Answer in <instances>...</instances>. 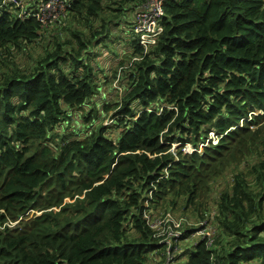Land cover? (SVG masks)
I'll return each mask as SVG.
<instances>
[{
  "label": "trees",
  "instance_id": "obj_1",
  "mask_svg": "<svg viewBox=\"0 0 264 264\" xmlns=\"http://www.w3.org/2000/svg\"><path fill=\"white\" fill-rule=\"evenodd\" d=\"M144 2L66 0L43 26L0 0V264H166L142 212L202 219L210 182L246 157L219 192L212 247L198 237L184 261L186 226L173 264H264V0H166L157 42L131 40L120 93L101 100L116 76L93 52L113 34L107 12Z\"/></svg>",
  "mask_w": 264,
  "mask_h": 264
},
{
  "label": "built area",
  "instance_id": "obj_2",
  "mask_svg": "<svg viewBox=\"0 0 264 264\" xmlns=\"http://www.w3.org/2000/svg\"><path fill=\"white\" fill-rule=\"evenodd\" d=\"M166 0H145L144 3L134 8L132 19L130 20V31L134 35V39L142 46L144 51L153 46L163 30L162 18L164 16V4ZM15 6L23 9L21 16H34L40 21L41 25H46L49 21L63 16L66 9V0H46L39 4L35 10H26L20 0H12ZM189 144H186L187 146ZM193 149V148H192ZM190 152L189 150H185ZM145 222L153 230V236L158 239V242L165 247V263L173 264L172 241H176L183 232L184 223L197 226L190 237L204 239L207 248L212 247L214 227L208 222L207 218H202L198 222H191L183 216H178L171 211L163 213H151L144 210ZM173 230L171 236L168 235L169 227ZM212 264H218L214 261Z\"/></svg>",
  "mask_w": 264,
  "mask_h": 264
},
{
  "label": "rangeland",
  "instance_id": "obj_3",
  "mask_svg": "<svg viewBox=\"0 0 264 264\" xmlns=\"http://www.w3.org/2000/svg\"><path fill=\"white\" fill-rule=\"evenodd\" d=\"M132 11H133L132 9H130L128 11L127 15L124 17V20H119L120 16H122L124 13L118 14V16L113 17L111 10H110V12H107L106 20H109V19L111 20V21H109L108 28L112 29V33H114V34H110L109 36L106 37V39H104V40H107V39L109 40L106 42V45L103 44L105 42L102 41V43L98 44L97 47H95L96 49L93 51V52L99 53L98 59L100 61V64L105 68L104 69V71H105L104 75H106L107 72L110 73L111 71H113V74H116V76H113L108 84L104 83L99 87L97 92H98V97L101 100L105 99L108 101H114V100H116L118 94L120 93V91L116 90V88L113 85L118 84V80H119V77L121 76L122 71L119 73H117V71H120V68H122L124 66V64H123V66H121L122 64L117 63V61L119 59L122 60V59L129 58L130 43H131V40L134 39V35L132 34V32L128 31V27H129L128 26L129 25L128 20L131 17ZM114 21H118V22H117V24L112 25V23ZM119 27H122L123 30H120ZM119 33H121V34L119 35ZM106 34H107V32L105 34H103L100 38L105 37ZM114 35H115V38L113 40H111V38ZM28 51H31V49H28ZM32 52L33 51H31L30 53H32ZM30 53H27V54H30ZM97 88H98V85H97ZM115 90H116V92H115ZM116 94H117V96H116ZM132 105L135 108L141 107V103L139 100H134L132 102ZM111 113H112V111H110L107 116L102 118L103 124H110L111 123V120H110L112 117ZM251 113H254V114L255 113H263V110L258 109L257 111L255 110L254 112H251ZM239 124H242V121H239ZM233 127L234 126H232L231 128H233ZM250 127H251V129H255L256 125H252ZM51 135H53V134H51ZM209 138H211V140L214 142L217 140L214 132H212V131L209 134ZM204 144H207V142H205ZM178 145H179V142H173L171 145V148L175 149ZM183 150L191 151L192 146L190 144L187 146L184 145ZM202 150L203 149H202L201 144H200L198 151L201 152ZM250 161H251L250 157H246V158L241 159L240 161L231 163L225 169L223 174H221L217 178V180L210 182V184L212 185V188L208 189L207 193L202 196L201 200H203V202L206 203V205H205V209L202 210L203 212L201 214L204 216V218L208 219V222H210V224L214 228H216L215 223H214L215 221L212 223V220L214 218V212L216 211L215 205H216V200L218 199V196H219V192L223 188L226 187L225 189H227L229 187V181H230V178L234 172H238V171L242 170L246 174L247 169H248L247 167H249L248 164ZM178 199H182V198H178ZM65 201H69V198H66ZM34 213H38V211L29 210L26 215L22 216V218H19L15 221L9 220L7 223L11 226H13V225L14 226H16V225L21 226V225H23L24 221L27 220ZM180 215L185 217L187 220H192L193 222H198V221L202 220L199 217H194L189 210L184 215L183 214H180ZM183 225H184L183 230L186 226L195 227L193 225L187 224L186 222ZM168 229H169V231H168L167 236L169 237V236H171V232L173 230V227L170 226ZM216 233H217V228H216ZM196 239L197 238H195V237H189L188 240L183 242L182 248L183 247H184V249L187 248V251L185 252V254L183 256L184 261L187 260L190 253L194 250V248H195L194 247V241ZM184 261L182 263H184Z\"/></svg>",
  "mask_w": 264,
  "mask_h": 264
},
{
  "label": "bare ground",
  "instance_id": "obj_4",
  "mask_svg": "<svg viewBox=\"0 0 264 264\" xmlns=\"http://www.w3.org/2000/svg\"><path fill=\"white\" fill-rule=\"evenodd\" d=\"M145 213H144V211L142 212V216L144 217V219H145ZM214 237H215V233H214V235H213V241H212V244H213V242H214Z\"/></svg>",
  "mask_w": 264,
  "mask_h": 264
},
{
  "label": "crops",
  "instance_id": "obj_5",
  "mask_svg": "<svg viewBox=\"0 0 264 264\" xmlns=\"http://www.w3.org/2000/svg\"><path fill=\"white\" fill-rule=\"evenodd\" d=\"M130 20H131V19H130ZM130 20L128 21V24H129V25H128V26H129V27H128V28H129V31H130ZM113 34H114V33H113Z\"/></svg>",
  "mask_w": 264,
  "mask_h": 264
},
{
  "label": "water",
  "instance_id": "obj_6",
  "mask_svg": "<svg viewBox=\"0 0 264 264\" xmlns=\"http://www.w3.org/2000/svg\"><path fill=\"white\" fill-rule=\"evenodd\" d=\"M234 128V127H233Z\"/></svg>",
  "mask_w": 264,
  "mask_h": 264
}]
</instances>
